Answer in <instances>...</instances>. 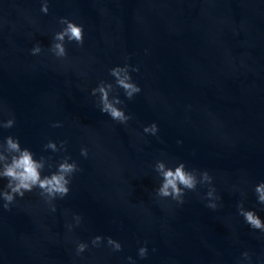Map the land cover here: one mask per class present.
Listing matches in <instances>:
<instances>
[{"label":"water","instance_id":"1","mask_svg":"<svg viewBox=\"0 0 264 264\" xmlns=\"http://www.w3.org/2000/svg\"><path fill=\"white\" fill-rule=\"evenodd\" d=\"M42 3L0 0V125L15 119L0 142L13 136L44 157L42 176L65 157L79 170L55 212L38 189L10 210L0 199V264H264V232L237 207L264 220L254 192L264 182V0H48L47 14ZM61 17L84 28L65 58L49 51ZM125 64L141 91L110 94L132 117L123 124L92 89L115 87L109 70ZM153 123L158 132L145 133ZM49 140L64 150L45 149ZM157 161L183 162L198 179L207 171L217 208L207 183L185 190L183 204L158 197ZM78 242L88 244L80 254Z\"/></svg>","mask_w":264,"mask_h":264},{"label":"clouds","instance_id":"2","mask_svg":"<svg viewBox=\"0 0 264 264\" xmlns=\"http://www.w3.org/2000/svg\"><path fill=\"white\" fill-rule=\"evenodd\" d=\"M41 11L45 14L48 13V0H43ZM59 23L64 27L62 30L56 32L53 37V43L49 48V51L53 53L57 58H65L67 56V50L65 42H75L77 45H83L84 42V28L83 25H79L67 17H61ZM42 48L39 44L31 49V54L37 55L41 53ZM132 71H138L133 68ZM110 75L115 80V87L113 83L101 81L97 87L92 89V95H98L99 106L102 113H105L111 117V119L126 124L132 117L127 115L123 108L118 107L123 103L117 95L110 94L115 92L116 88L123 89L125 96L131 100L135 94L139 93L141 89L137 84L132 81V77L129 72V66H116L109 70ZM15 123V119L10 118L6 122H3V128H11ZM53 127H59L57 122L52 125ZM145 133H151L155 135L158 132V126L153 123L150 126L144 128ZM65 141L60 142V147L54 141L49 140L45 149H51L53 152L64 150ZM81 155L87 157V148H81ZM70 157H65L56 166V170L49 175H41L45 168L46 160L41 157L39 160L34 158L33 152L28 148H22L18 138L8 136L3 142H0V179L7 180L3 190H0V199L4 201L2 207L5 210H10V205L15 201L16 197H24L25 193L32 192L34 189L39 190V195L51 205L53 212L56 211V207L52 204V201L56 198H64L68 195L70 189L72 175L78 171V166L73 162H69ZM49 168L52 165H48ZM155 170L161 177L160 186L155 190L156 195L160 198H171L179 204L184 203L185 190L194 191L198 183H207L210 185L207 192V197L210 199L207 207L215 210L217 204L215 199V188L211 187L212 177L207 171L199 174V179L196 170H188L183 162L179 163L174 169L167 167L163 161H157L155 164ZM254 192L257 195V202L264 205V182L257 184L254 188ZM238 213L241 215L245 222L252 228L264 232V220L258 215L255 209H245L243 202L237 205ZM76 223L79 224L81 217L77 215L75 217ZM71 228V225H69ZM105 238L102 236H95L91 243L95 247H99ZM107 244L112 247L114 251H121L122 245L107 237ZM88 248V244L84 242H78L76 246L77 254L83 253ZM148 250L146 246L138 249V255L140 258L147 256ZM245 257L248 253H243ZM130 264H135L132 257H128Z\"/></svg>","mask_w":264,"mask_h":264}]
</instances>
